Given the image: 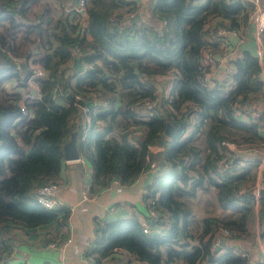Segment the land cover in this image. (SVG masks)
Wrapping results in <instances>:
<instances>
[{"label": "trees", "instance_id": "1", "mask_svg": "<svg viewBox=\"0 0 264 264\" xmlns=\"http://www.w3.org/2000/svg\"><path fill=\"white\" fill-rule=\"evenodd\" d=\"M145 7L143 15L136 0H86L82 22L51 0H0V264L13 250L3 235L15 228L56 225L50 239L68 237L71 207L47 208L36 192L58 182L74 118L88 122L79 124L78 146L92 168L90 195L147 175L137 212L96 220L85 251L92 264L119 262L115 253L130 256L123 264L250 263L248 254L220 244L250 238L255 219L264 131L236 107L262 106L259 56L241 45L254 5L149 0ZM217 26L237 34L217 36ZM223 59L226 68L218 65ZM210 191L225 212L199 219L194 199Z\"/></svg>", "mask_w": 264, "mask_h": 264}, {"label": "crops", "instance_id": "2", "mask_svg": "<svg viewBox=\"0 0 264 264\" xmlns=\"http://www.w3.org/2000/svg\"><path fill=\"white\" fill-rule=\"evenodd\" d=\"M54 6L57 7V12L65 9H73L76 5V0L71 3L72 0H51ZM140 4L141 13L143 15L149 14L145 5L149 3V0H136ZM247 35L241 42V45L245 49H249L255 52L262 64V74L264 76V55H260L259 46L255 38L254 28H249ZM225 60H221L224 63ZM222 68L225 66L222 64ZM217 69L212 67V72L215 74ZM161 89V86H160ZM261 105L264 107V94L261 100ZM84 120L74 118L73 127L74 130H79L80 123ZM170 139L169 136L165 135ZM233 147V146H232ZM160 146H153L152 150H161ZM264 154V150L262 151ZM82 157V156H81ZM92 174V168L89 163L84 159L78 160H64L59 183L58 199L60 204H65L71 207L70 224L66 233L73 238L72 243L66 247H61L58 243L52 245L53 239L51 236L58 235L57 226L52 227H36L29 229L15 228L9 233L3 235V238L10 237V241L13 244L12 255L9 256L8 264H87L88 257L85 251L90 242L96 237L97 219H109L115 220L133 215L137 212L138 207H142V203H138L141 199L140 189H142L143 180L147 177H142L136 180L134 183L128 186H122L116 181L108 188L104 189L97 195H90L86 202L82 201V193L86 182H90ZM264 181V167L259 169L258 181ZM264 184V183H263ZM261 202H257L254 205V221L258 224L257 233H252V236L247 240L235 239V238H223L220 247H234L240 251L245 252L250 256L251 260L259 259L264 254V237L260 235L261 229L264 228V223H260V211ZM261 236V237H260ZM65 240V239H63ZM41 249L40 252H34L29 250ZM29 252V253H28ZM116 257L120 260L118 264H123L124 260L130 257L127 254L115 253ZM113 259L104 260V264H116ZM133 264V263H131Z\"/></svg>", "mask_w": 264, "mask_h": 264}, {"label": "built area", "instance_id": "3", "mask_svg": "<svg viewBox=\"0 0 264 264\" xmlns=\"http://www.w3.org/2000/svg\"><path fill=\"white\" fill-rule=\"evenodd\" d=\"M245 1L251 2L254 5L253 9L251 10L249 14V20L251 22L252 28H254L255 38H256V41L258 43L259 50H260L259 53L260 55H264V2L263 0H245ZM73 9L81 14L82 16L81 21L83 22L87 16L86 15V0H78L76 5L73 7ZM212 32L217 36H222V35H233L234 36L237 34L236 29L229 28L226 26H217L214 28V30H212ZM208 58L210 57H208L207 55V58H206L207 63L209 62ZM222 64L225 66V68L227 67L225 63H221V62L218 63L219 66H222ZM260 64H261V60H260ZM261 72H262V64H261ZM261 72H260V76L264 80V76ZM37 74H43V71L38 69ZM33 88L37 90L38 85L34 84ZM145 105L148 108H153L155 106V101L146 100ZM236 107H239L240 116H245L249 119L258 120L261 124V129L264 131V107L263 106H256V107L249 109L247 108L246 103L242 104L240 101H238L236 103ZM22 109L23 111H25L24 107H22ZM86 111L87 109L84 108V112ZM71 122L74 123V119L71 120ZM81 127L86 129L88 127V122L87 121L82 122ZM261 147L263 151L264 143L262 144ZM80 159H82V157H80ZM263 167H264V154H262L260 170ZM142 177H145V174L141 175L140 178ZM116 182L119 183V181H116ZM89 186H90V182H86L83 193H82V201L84 202H86L89 198ZM263 187H264V184L262 183V181L259 180L253 190L256 196L257 202L259 203H260V198H261L260 191ZM58 191H59L58 182L46 183L37 189V192H36L37 201L47 208H55L60 204L59 199H58ZM143 192H144V180L142 183V189H140V197L143 195ZM141 222L143 224L144 231L145 232L149 231L148 224L145 222V220L141 219ZM72 241H73V238L69 236L64 242H62L61 246L66 247L67 245L72 243ZM52 245H54V243H52ZM243 254H246V253L244 252ZM92 263H93L92 260L88 259L87 264H92ZM249 264H264V254L262 258L250 260Z\"/></svg>", "mask_w": 264, "mask_h": 264}, {"label": "rangeland", "instance_id": "4", "mask_svg": "<svg viewBox=\"0 0 264 264\" xmlns=\"http://www.w3.org/2000/svg\"><path fill=\"white\" fill-rule=\"evenodd\" d=\"M167 80H168V77H165V78L161 79L160 83L162 85H165L167 83ZM193 204H194V209H195L196 215L199 219H202L206 215H218L219 216L225 212L220 207L219 203L217 202L214 191H210L209 193L206 192V193L200 194V196L198 198L194 199ZM257 230H259L258 224H257V222L254 221L253 226H252V233H257ZM65 240H62L58 244L61 246L62 242H64ZM52 243L56 244L55 241ZM29 251L30 252L31 251L40 252L41 249H39V250H37V249L31 250L30 249Z\"/></svg>", "mask_w": 264, "mask_h": 264}, {"label": "water", "instance_id": "5", "mask_svg": "<svg viewBox=\"0 0 264 264\" xmlns=\"http://www.w3.org/2000/svg\"><path fill=\"white\" fill-rule=\"evenodd\" d=\"M78 0H76L77 2ZM142 16L140 13H135L134 19L137 21H140ZM36 52L38 49L35 50ZM75 68L77 72H81L83 70V65H82V59L80 55H77L76 60H75ZM138 71V69H136ZM33 93H35V89L33 88ZM173 125L171 123L167 124V127L164 130V135L169 136L170 138L173 137ZM78 130H74L69 138L65 141L63 145V155L65 160H78L80 159V150L78 146ZM260 197H264V187L260 191Z\"/></svg>", "mask_w": 264, "mask_h": 264}, {"label": "clouds", "instance_id": "6", "mask_svg": "<svg viewBox=\"0 0 264 264\" xmlns=\"http://www.w3.org/2000/svg\"><path fill=\"white\" fill-rule=\"evenodd\" d=\"M81 157V156H80Z\"/></svg>", "mask_w": 264, "mask_h": 264}]
</instances>
